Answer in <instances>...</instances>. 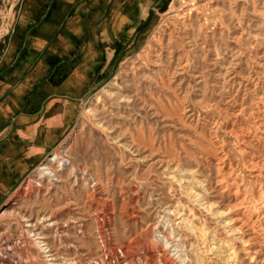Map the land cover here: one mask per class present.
I'll list each match as a JSON object with an SVG mask.
<instances>
[{"label": "rangeland", "instance_id": "1", "mask_svg": "<svg viewBox=\"0 0 264 264\" xmlns=\"http://www.w3.org/2000/svg\"><path fill=\"white\" fill-rule=\"evenodd\" d=\"M16 1L0 0V35ZM152 15L112 78L84 102L70 135L42 160L57 150L71 162L55 167L60 181L34 187L40 164L0 207V247L5 238H23L22 261L46 264L29 230L42 233L58 262L99 261L105 222L108 249L141 264H161L162 248L174 264H233L224 248L211 262L197 261V239L176 218L175 205L192 208L197 224L207 216L175 177L199 179L208 200L226 207L218 168L227 162L242 172L236 134L248 139L252 161L264 159V0H164ZM113 82L116 96L106 93ZM10 208L25 216H1ZM208 223L217 241L227 237L216 221ZM253 243L254 259L235 245V264H264L261 236Z\"/></svg>", "mask_w": 264, "mask_h": 264}, {"label": "crops", "instance_id": "2", "mask_svg": "<svg viewBox=\"0 0 264 264\" xmlns=\"http://www.w3.org/2000/svg\"><path fill=\"white\" fill-rule=\"evenodd\" d=\"M162 1H16L0 35V207L70 135Z\"/></svg>", "mask_w": 264, "mask_h": 264}, {"label": "bare ground", "instance_id": "3", "mask_svg": "<svg viewBox=\"0 0 264 264\" xmlns=\"http://www.w3.org/2000/svg\"><path fill=\"white\" fill-rule=\"evenodd\" d=\"M115 86L116 82L111 83L106 89V93L110 96H116L117 93L114 91ZM99 100L100 97L97 98V102ZM87 110L88 112L92 111L90 108H87ZM262 124H264V122ZM262 127L264 130V125H262ZM236 137L239 150L243 155L242 172L233 169L227 162H223L218 168V173L220 174L218 178V184L220 185L219 190L222 192V197H227V199L231 201L226 207L218 202L213 203L208 200L205 194L207 188H202L200 186L201 181H199V179L195 177H175L179 186L182 188L183 195L207 216L205 222L197 224V218H195L192 208H183L180 203L175 205L176 209H174V213L176 214V218L179 219L180 224H182L188 232L194 234L197 239L193 250L195 251L194 254H196L198 262L203 261L204 263V260L209 262L213 261L215 258L213 255H217L218 253L217 249L224 248L227 253L226 261L235 264L240 256L238 248L235 245L239 243L244 245L247 254H250L251 259H254L257 252L254 254L255 256H252L253 241L257 240L258 236H261L264 242V159L260 157L257 162L252 161L251 153L246 149L249 145L248 139L239 134H236ZM70 165L71 162H69L68 159L61 158L59 151L56 150V152L48 157L46 162L40 165L30 181L36 188L41 187L43 181H60V176L57 174L58 170L55 169V167L59 166L62 169H68ZM72 169L73 167H71V170ZM78 178L83 182L86 177L83 175ZM86 184V186H89L90 181H87ZM90 187H93L96 191L97 182L93 183ZM13 213L21 214L22 217L25 216L14 208L4 210L1 216H8ZM45 218L46 216H42V218L38 216L37 221ZM210 220L216 221L226 234L227 237L224 240L220 239V241L218 240L219 242L217 241V230L211 229V224L209 225L208 223ZM55 224L56 222L49 223V225ZM31 225L35 226L36 224L32 223ZM107 225L108 224L104 222L102 227H99V232L103 239L100 245L101 259L98 261V264H141L140 261L134 260V258L130 257L124 250H122L124 253L121 255L108 249L110 247H108V244L111 243L112 238L110 233L104 230ZM82 227L83 226L80 225L79 229H83ZM158 227V231L164 234V232L160 230L161 227ZM244 227L247 229L246 231L248 233L250 232L251 241L249 242L245 239V232H243ZM172 233L174 234V229ZM65 236L69 237L70 235L65 233ZM29 237L32 239L38 253L43 255L46 264H65L67 262H58L59 259L54 258V255L50 253L51 249L49 248L48 242L40 231L36 232L29 230ZM164 239H166L167 242L169 241L166 235ZM23 240V238H5L2 247H0V253L1 251H9L7 253L11 255L17 254L18 257L22 258L23 254H21L22 252H20V250L25 247V242ZM214 241H217V243ZM70 247L71 249L78 250L77 244L73 245L72 243ZM172 250L180 252V250H177L176 246ZM262 251L264 250L261 249V252ZM161 253V264H174L173 258L168 255L165 248L161 249ZM22 262L32 264L28 259ZM92 262L93 261H91V263L87 262V264H92ZM69 264L76 263L70 262Z\"/></svg>", "mask_w": 264, "mask_h": 264}, {"label": "built area", "instance_id": "4", "mask_svg": "<svg viewBox=\"0 0 264 264\" xmlns=\"http://www.w3.org/2000/svg\"><path fill=\"white\" fill-rule=\"evenodd\" d=\"M7 252H9V251H7ZM7 252L1 251V253H0V264H26L25 262L24 263L22 262V259L20 257H18L16 255H11ZM97 261L93 260L92 264H97Z\"/></svg>", "mask_w": 264, "mask_h": 264}]
</instances>
